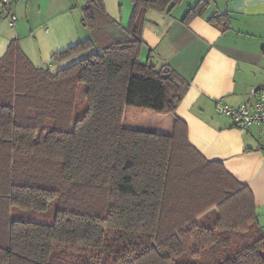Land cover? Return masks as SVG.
I'll return each instance as SVG.
<instances>
[{"label": "trees", "instance_id": "trees-1", "mask_svg": "<svg viewBox=\"0 0 264 264\" xmlns=\"http://www.w3.org/2000/svg\"><path fill=\"white\" fill-rule=\"evenodd\" d=\"M128 1L121 24L102 0H85L89 36L50 58L87 54L54 72L14 41L0 58V264H264L252 192L205 159L174 115L190 82L140 59L146 10L182 0ZM209 5L197 0L180 22L229 30L230 12L207 14ZM129 108L172 115L171 131L125 126ZM51 201L48 223L13 211Z\"/></svg>", "mask_w": 264, "mask_h": 264}, {"label": "crops", "instance_id": "crops-1", "mask_svg": "<svg viewBox=\"0 0 264 264\" xmlns=\"http://www.w3.org/2000/svg\"><path fill=\"white\" fill-rule=\"evenodd\" d=\"M107 14L126 24L128 0H102ZM197 0H182L169 13L148 8L142 25V61L168 64L190 82L174 115L186 123L189 143L207 160H218L253 194L264 233V135L262 126L247 130L233 126L214 110V100L232 106L248 99L250 90L264 87V0H207L206 11H228L231 28L225 32L196 17L185 25L180 18ZM85 0H20L8 12L0 7V58L14 41L37 67L54 72L82 58L83 52L55 63L52 52L89 36L80 23ZM10 12L16 19L9 24ZM172 115L160 116L132 108L127 127H150L169 133Z\"/></svg>", "mask_w": 264, "mask_h": 264}, {"label": "built area", "instance_id": "built-area-1", "mask_svg": "<svg viewBox=\"0 0 264 264\" xmlns=\"http://www.w3.org/2000/svg\"><path fill=\"white\" fill-rule=\"evenodd\" d=\"M15 0H1L5 9H9ZM11 16V15H10ZM14 16H11V20ZM216 102V111L229 118L232 124L239 129L247 130L252 126H264V87L250 90L248 99L236 106L223 103L219 98ZM264 135V127L262 128Z\"/></svg>", "mask_w": 264, "mask_h": 264}, {"label": "rangeland", "instance_id": "rangeland-1", "mask_svg": "<svg viewBox=\"0 0 264 264\" xmlns=\"http://www.w3.org/2000/svg\"><path fill=\"white\" fill-rule=\"evenodd\" d=\"M141 57V56H140ZM146 61V60H145ZM84 87H82L81 89H83ZM131 109V108H129ZM14 212H16L17 214H23V218H27L29 220H34V221H38V222H44V223H48L52 221V216H53V212H54V202L51 201L49 202L47 208L45 211H32V210H26L25 212L22 213V211H17V210H13ZM21 216V215H19Z\"/></svg>", "mask_w": 264, "mask_h": 264}, {"label": "bare ground", "instance_id": "bare-ground-1", "mask_svg": "<svg viewBox=\"0 0 264 264\" xmlns=\"http://www.w3.org/2000/svg\"><path fill=\"white\" fill-rule=\"evenodd\" d=\"M256 88V87H255Z\"/></svg>", "mask_w": 264, "mask_h": 264}]
</instances>
